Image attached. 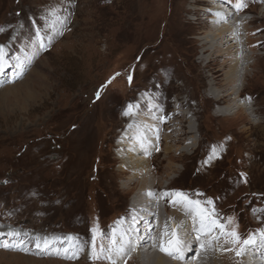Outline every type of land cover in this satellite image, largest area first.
Listing matches in <instances>:
<instances>
[{
    "label": "rangeland",
    "instance_id": "rangeland-1",
    "mask_svg": "<svg viewBox=\"0 0 264 264\" xmlns=\"http://www.w3.org/2000/svg\"><path fill=\"white\" fill-rule=\"evenodd\" d=\"M243 3L237 16L251 19L263 57L264 0ZM212 7L208 0H0V245H10L0 246V264H94L93 237L105 250L141 191L139 178L122 188L132 176L120 170L131 115L134 124L160 120L153 149L170 148L147 157L150 185L200 197L241 239L264 233V80H247L237 101L252 104L253 117L214 113L228 102L213 106L204 96L202 75L210 72L199 45ZM235 60L218 59L214 88Z\"/></svg>",
    "mask_w": 264,
    "mask_h": 264
},
{
    "label": "bare ground",
    "instance_id": "bare-ground-1",
    "mask_svg": "<svg viewBox=\"0 0 264 264\" xmlns=\"http://www.w3.org/2000/svg\"><path fill=\"white\" fill-rule=\"evenodd\" d=\"M208 3L213 5L210 11L214 15L213 18H206L211 21V27L209 33L200 41L199 45L200 53L202 56H205L203 58L205 68L210 72V75H202L203 80L206 81V85L209 88L204 93L205 99L211 101L213 106L214 104L219 105L223 101L228 102V106L224 108H214V113L218 116H222L236 109L241 113L250 111V116L253 117V105L245 104L238 106L237 101L243 95L247 80L253 78H261L264 80V68L259 66L260 62L264 63V55L263 57L260 56L257 49L260 40L252 37L253 31L247 28L251 19L246 20L243 17L237 16L240 13H244L245 10L241 11V8L238 9L234 0L231 1L232 8L219 1L208 0ZM204 11L207 12V10ZM232 15L237 17L234 18V21L230 20L229 22L228 18L233 17ZM221 24L223 25L220 26ZM238 26L242 27L240 33L244 34L241 38L237 36L239 33ZM226 35L228 37L225 40ZM244 48L246 50L244 52H247L248 55L242 57ZM233 57L236 60L231 63L232 66L223 78L221 88H214L217 85L216 82L220 76L219 71L222 68V66H219L218 59ZM243 65L246 66L244 70L241 69ZM41 82V79L37 78L33 82L34 86L32 87H35V85L39 86ZM27 91L26 89L25 92ZM127 123L126 130L121 136L122 141L120 140L122 145L126 143L124 145L126 151L120 155V158L123 160L120 170L122 173L130 172L132 176H130L131 178L128 180L127 185L122 188L128 190V187L133 186L135 180L139 178L138 186H140L141 191L133 196V202L130 205L128 214L124 217L125 220L117 221L116 227H114L115 230L111 233L112 241L116 240L120 243L132 240L137 243L138 246L136 249L129 251L125 257L127 264H264V237L261 236L262 233L260 231L252 234L257 243L247 247L244 254L234 262L232 256L235 253L225 251V249H231V247L228 246V239L221 234L219 228H212L210 234H208L207 228L203 234L198 231L201 223L199 210H203L204 214L208 215L211 220L220 222L219 216L212 214L211 209H209L208 205L200 197L192 196L191 198H187L191 201H199L201 203L199 204V209H197L195 205L187 204L176 194L174 196L172 193H169L167 188H161L158 185L160 189H157L153 185H150L149 180H147L148 172L145 168L149 162L147 161V157L160 151L169 152L170 149L166 146L162 150H159L158 147L156 151V149H153V144L151 143L153 139L158 142V131L162 124L160 120L155 123L154 119L142 118L140 123L138 122L140 125L137 126L138 123L134 124L135 117L133 115L128 118ZM131 125L137 126L138 130H136L137 128L129 130ZM193 133V131H190L188 135ZM183 135L175 132L173 136L179 137ZM127 138H130V140L127 141ZM165 138L166 140L174 141L173 138L171 139L167 135ZM192 147H194V143ZM186 149L187 147L185 151ZM174 169V167L169 168L172 171H175ZM139 173H142L140 177L138 176ZM149 193L151 195H148ZM159 198H161L163 213L159 212V209H161ZM166 202L169 203L167 204L168 206ZM213 208L215 211L214 206ZM205 223L207 224V221ZM173 232H176L180 238L187 241V247L184 248L182 253L183 258H175L160 251V245L171 239ZM197 235L200 236L199 240L196 239ZM202 243L205 245L204 249L200 248V244ZM111 244L104 246L106 247L105 251H107ZM94 264H110V262L103 259L101 262L100 260H96Z\"/></svg>",
    "mask_w": 264,
    "mask_h": 264
},
{
    "label": "snow or ice",
    "instance_id": "snow-or-ice-1",
    "mask_svg": "<svg viewBox=\"0 0 264 264\" xmlns=\"http://www.w3.org/2000/svg\"><path fill=\"white\" fill-rule=\"evenodd\" d=\"M234 2H236V6L238 9L245 6L243 0H238V2L237 0H234ZM3 59H4L3 48L0 47V61H2ZM128 79L129 82H131L132 77L129 76ZM99 95L100 93L98 91L96 93L97 99H99ZM148 195H151V193H149ZM176 195L181 197L187 204L195 205L196 208L199 209V201H191L187 199V197H184L183 194L181 193H177ZM208 203H211V201H208ZM199 211L201 216V223L198 231L201 234L205 232L206 228L208 229V234L211 233L212 228L214 227L219 228L221 234L223 236L230 237L231 243L236 246L235 249H225V251H234L235 255L239 258L244 254L247 247L255 245L257 243L256 239L253 236H249L246 239H241V237L235 231L225 232L223 224L218 223L216 220H211L208 215L204 214L203 210H199ZM206 221L207 224L205 223ZM261 236L264 237V233H262ZM196 239L199 240L200 236L197 235ZM0 246L4 248L10 247V245L7 243ZM43 246L44 247L48 246L47 240L43 242ZM137 246H138L137 243L132 240H129L127 242H120V243H118L116 240H113L111 246L107 249V251L101 248L100 251L98 252L96 250L95 236H94L91 259L93 260L105 259L109 261L110 264H127V260L125 259V257L128 255L129 251H134ZM36 247L41 248V243L39 241L36 242ZM185 247H187V241L180 238L176 232H173L172 238L167 240L166 243H162L160 245V251L175 258H183L182 253ZM200 248L204 249L205 245L203 243L200 244Z\"/></svg>",
    "mask_w": 264,
    "mask_h": 264
}]
</instances>
